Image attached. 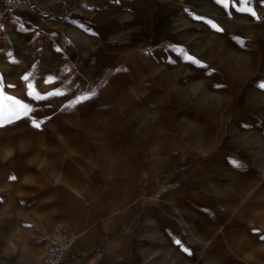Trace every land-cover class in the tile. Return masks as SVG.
Segmentation results:
<instances>
[{"label": "rangeland", "instance_id": "374dc122", "mask_svg": "<svg viewBox=\"0 0 264 264\" xmlns=\"http://www.w3.org/2000/svg\"><path fill=\"white\" fill-rule=\"evenodd\" d=\"M43 1L49 3V7L59 5L64 8L56 17L62 27L63 49L72 47L74 52L71 59L82 62L73 64L74 71L77 73L78 68L90 71L91 73H81L88 77L101 66L106 72L89 77L86 81L79 77L73 81L66 74L70 67L60 63L51 68L47 77L40 76L37 79L38 72L43 70L46 55L44 48L20 47L19 43L11 39V34H7L8 37L0 41V87L10 76L18 74L19 80L28 84V90L36 91L33 95H29V92L24 94L22 91L14 94L3 91L4 96L28 104L33 111L27 118L0 127V264H40L44 247L52 237L55 225H68L67 220L76 214V206H67L63 210L68 216L67 220L44 219L38 210L37 216H34L33 201L40 203L39 195L47 185L57 183L61 177L72 181L80 180L85 183L87 190L95 192L104 184L112 182L107 180V173L115 167L112 162H125L130 150L142 146L146 141L162 147L163 154L154 157L152 161H147V156L139 155L141 163L133 176L135 185L142 187L146 184L147 175L143 170L140 171L146 163L156 170L159 162L174 161L175 165L169 166L175 167L180 178L171 181L169 173L156 176L148 198L138 200L137 216L141 219L147 200L164 186L169 185L167 189L180 186L179 192L173 195L178 206L168 208L170 216L165 221L171 227L173 224L181 226L186 220L199 219V213L194 215L195 204H198L196 201L200 197H209L211 178L208 169L211 163L202 172L204 179L198 176L192 185L190 182L193 179L188 181L192 169L201 158L184 151L183 143L194 145L200 142L196 134L198 130L203 131L201 141H208L209 138L228 141L227 138L238 135L245 141L244 146L254 159L253 164L260 163L264 169V161L256 160L258 152L264 154V142H258V130L264 135V95L258 96L255 90L257 81L264 76V47H245L244 51L261 61V64L248 63L242 60L241 54H237V51L243 49L242 45L231 49L221 39L214 36L211 39L203 38L200 33L187 30L174 19L184 10L187 14L201 16L199 21L211 20L209 23L215 24V30L218 31L225 30L230 26L228 20L233 19L236 33L240 30L241 21L239 11L234 8L231 0H227V7L218 0H213L212 5L206 0H80L82 3L78 6L81 8L72 9V12L67 6L77 0H67V5L53 0ZM170 20H175L172 31L174 37L169 41L174 44L173 51L167 50L163 45L168 39L169 31L163 24H159ZM153 25L159 30L156 34ZM199 31L204 33L203 28H199ZM4 32L6 30L0 31V35L3 36ZM111 43L118 46L132 43L135 48L126 52L115 48ZM156 43V50L149 49L145 52L144 48L141 49L146 44L152 46ZM175 43L179 44L178 48L183 53L177 51ZM84 48L92 49L100 55L87 53ZM37 50L40 51L38 57ZM149 51L151 58L160 53L159 58L154 57L152 60L156 63L139 58L143 52L144 56L149 55ZM176 52L182 58L180 63L174 61ZM184 54L194 57L200 62L199 65L186 60ZM124 58L126 62L121 65V72L129 69L134 72L137 67L149 78L157 74L170 75L168 81L174 83H164L160 87L152 77L143 83L146 85L137 86L138 91L128 96L131 90L129 88L134 85L124 84L130 76L122 75L120 82L124 85L119 86V90L108 87L104 95L94 96L95 88L103 86L112 68L117 65L114 60ZM164 61L169 64L165 66ZM178 72L181 83L177 79ZM24 77L28 79L25 80ZM165 87L171 90L166 95L162 94ZM55 92L61 94L48 95ZM37 94L46 98L37 100L34 98ZM82 96H89L90 99L76 103ZM255 117L262 121L259 129L249 127L242 130L234 126L238 119L242 125L243 120L251 121ZM33 119L42 122L40 128L32 126ZM214 120L221 121L218 123ZM170 122L168 135L161 128ZM179 132L186 134L180 137ZM173 133L178 138L175 141H171ZM133 140L139 141L140 145L138 146V142H131ZM53 154H56L55 158ZM123 174V179H127L128 175ZM116 178L117 176L114 177ZM4 198L6 201H3ZM72 201L75 204L81 203L76 201L75 196ZM36 218L35 226L32 222ZM15 223L18 224L14 227ZM145 230L143 222H140L137 231L145 233ZM186 230L189 229L186 227ZM167 233L169 235L171 232ZM181 238L186 244L187 251L184 253L175 250L176 242H170L169 236L164 241L153 239L150 250L142 256L143 264H209L203 256V250L192 248V233L182 232ZM72 256L70 248L65 261Z\"/></svg>", "mask_w": 264, "mask_h": 264}, {"label": "crops", "instance_id": "0c3cea01", "mask_svg": "<svg viewBox=\"0 0 264 264\" xmlns=\"http://www.w3.org/2000/svg\"><path fill=\"white\" fill-rule=\"evenodd\" d=\"M79 3H82V1L77 0L76 3L67 7L70 8L71 12L72 9L79 10L81 8L78 6ZM231 3L237 10L242 6L239 0H231ZM250 6L256 11V16L253 17L249 13L238 10L241 24L240 30H237L236 33L234 32L233 19L228 20L230 26H227L225 30H216L224 36L218 39L225 42L231 49L242 45V50H236L237 54H241L242 60L248 63L261 64L260 59H257L258 57L248 54L247 51H244V48L264 47V0H252ZM62 9L64 8L59 5L49 7V3H45L43 0H20V5L17 8L6 10L0 1V31L6 30L3 36L0 35V41L6 39L8 37L7 34H11V39L19 43L20 47L37 46V49L44 48L46 55L43 61V70L38 72L37 79L40 76L47 77L51 68L60 63L70 67L66 74L73 81L77 80V77L86 81L89 77L106 72L101 66L98 69L92 68L95 71L88 77L82 76L81 73H91L90 71H84L80 68L77 69V73L74 71L73 64H82V62H74L71 59L74 49L68 47L64 50L61 44L62 27L56 16L60 11L62 12ZM199 17L201 18V16ZM69 18L73 19L70 15ZM152 33L151 29V36ZM104 41L107 42L105 37ZM111 44L115 48L126 52H131L135 48L132 43H123L120 46L114 43ZM176 44V48L179 49V44ZM167 45L173 51L174 44L168 43ZM141 49L145 50V52L149 49L150 51L156 50L157 43L152 46L146 44ZM84 50L87 53L99 54L92 49L84 48ZM38 55H40V51L38 52L37 50V57ZM124 59H116L114 61L117 65L112 68L103 86L95 88L94 96L104 95L108 87H112L113 90H119V86L123 83L129 86L146 85V83H143L152 77L153 81H156L159 86L164 83L171 85L174 83L168 81L169 75L163 74V76H160L157 74L149 78L141 73L137 67L134 72L130 70L121 72V65L126 62V59ZM141 60L153 62V57L151 58L148 55V57ZM153 63L156 62L154 61ZM115 71H117L114 78L116 82L113 85H108L106 82ZM122 75H129L130 77L122 83L120 82ZM18 76V74L10 76L4 82V85L0 87V91L11 92V94L19 90L24 94L32 91L28 90V84L23 80H19ZM177 77L179 80V72ZM180 81L181 79L179 83H181ZM261 84H264V76L256 83L255 90L258 96L264 95V88L260 87ZM129 89H132V87ZM168 90L170 88L165 87V91ZM162 94L165 95V92ZM214 121L219 123L221 120ZM242 123L241 125L238 119L235 121L234 126L237 129L240 127L242 130L249 127H257L259 129L262 121H258V118L255 117V120L253 118L251 121L245 119ZM167 128H169L168 124L161 128L163 133L167 131ZM167 134L169 135L168 131ZM196 134L199 136L200 142H197V145H192V148L204 147L208 152L202 155L190 150H184L201 158L200 162L192 169L188 181L190 182V179H193V182H190V185H192L198 176L204 179L202 172L211 163L208 169L211 182L208 189L209 197H200L196 201L199 205L195 204L194 215L199 213L197 217L199 219L195 221L190 219L192 223L194 222L192 231L186 230V221L181 226L173 224L171 227L165 224L166 219L170 216L168 208L178 206V202L176 203L173 195L179 192L180 186L170 189H167L169 185L168 187L164 186L157 194H153L147 200L145 213L141 219L137 216L136 206H139L138 200L148 198L157 178L156 176L161 177L163 173H169L171 181H176L180 178L175 167L169 166L170 164L175 165L174 161H161L157 164L156 170L149 163H146V166L143 169L141 168L140 171L143 170L146 173L147 182L142 187L138 184L135 185L133 176H135L141 163L138 158L139 155L147 156V161H152L151 159L154 157L163 154L161 153L163 151L162 147H157L149 141L144 142L142 146L136 147L132 151L130 150L125 162L117 163L113 161L112 163L115 167L107 173L109 177L107 180H112V182L104 184L103 187H100L95 192L87 190L85 183L80 180L72 181L61 177L57 183L47 185L45 190L39 195L40 203L37 204V200L33 201L34 216H37L38 210L44 219L52 220L58 218L59 220H67L68 216L63 210L67 206H70V208L77 207L76 214L69 219L70 221L67 220L68 225L61 227L67 233L75 236L71 247L73 256L68 257L66 261L64 260V263L143 264L142 256L148 249L150 250V246L154 242L153 239L164 241L169 236L170 242H176L175 250L178 253L186 252V244L181 238V234L184 232L192 233L194 245L192 248L194 250H203V256L206 255L205 259L208 260L209 264H264V239L261 238L264 236L263 166L260 163L253 164L254 159L247 152L248 149L244 146L245 141H242L238 135L227 138L228 141L225 139L220 141L218 140L219 138L217 140L209 138L208 141H205L207 139L201 141L204 136L203 131L198 130ZM172 138L171 141L178 139L174 133ZM134 141L138 142V146L140 145L139 141L133 140L131 142L134 143ZM258 142H264V135L259 130ZM208 147L210 148L209 150ZM55 155L53 154L54 158ZM260 159L264 161V154L258 152L256 160ZM79 172H81V169H79ZM123 173L128 175L125 180L123 179ZM56 174L53 173V175ZM116 176L117 178L114 179ZM207 179L208 176L205 177V180ZM37 182L36 180V186ZM73 196H75L76 201L81 203L75 204L72 201ZM200 196H203V194ZM3 201H6V198ZM140 222H143V228L146 229L145 233L137 231ZM16 224L18 223L13 224V226ZM32 224L37 225V218L34 219ZM8 225L10 229V224L8 223ZM167 231L171 233L168 235Z\"/></svg>", "mask_w": 264, "mask_h": 264}, {"label": "bare ground", "instance_id": "6f19581e", "mask_svg": "<svg viewBox=\"0 0 264 264\" xmlns=\"http://www.w3.org/2000/svg\"><path fill=\"white\" fill-rule=\"evenodd\" d=\"M205 1V0H204ZM206 1H208L207 3H209L210 5H212V2H213V0H206ZM205 1V2H206ZM177 2V1H176ZM179 2H181V1H179ZM181 4V3H180ZM228 4V3H227ZM157 6V5H156ZM162 5H160V7H161ZM155 7V6H154ZM220 7V6H219ZM222 9H223V7H222ZM77 10V9H76ZM175 11V10H174ZM155 13H157V12H155ZM226 13V12H225ZM156 15V14H155ZM157 15H158V13H157ZM179 15V14H178ZM160 16V15H159ZM165 16V15H164ZM168 17V16H167ZM156 18H158V17H156ZM155 18V19H156ZM161 18V17H160ZM165 18V17H164ZM176 21H178V23H180V24H182L184 27H186L187 28V30H189V31H191V32H193V33H200L199 35L200 36H202L203 35V38H205V37H209V39H211V38H213V36L214 37H216L217 39L218 38H223L224 36H222L223 34L222 33H218L217 32V30H215V28L214 27H212V24H210L209 23V21H207V20H205V19H202V20H198L197 19V17L196 16H194V15H190V14H187V13H185V11L183 10V12H181V14L179 15V16H175V18H174ZM158 20V19H157ZM156 20V21H157ZM175 20H170V21H167V22H163V23H160L159 22V24H163V26H165L167 29L166 30H168L169 32H167V33H169L168 35H167V40H165L164 41V43L165 44H163L164 46H165V48L168 50H170V51H172L169 47H168V43H170L169 41L174 37V35H173V33H172V31H173V29H174V27H175ZM156 25H153V28H154V32H155V34H156V32L157 31H159V30H157L156 28ZM199 28H203V30H204V33H202L201 31H199ZM153 30V29H152ZM161 32H163V31H161ZM99 33V32H98ZM103 33V32H102ZM202 33V34H201ZM154 36V35H153ZM155 38V37H154ZM199 38H201V37H199ZM100 39V38H99ZM95 41V40H94ZM98 43V45H99V42H97ZM94 44V43H93ZM86 45V44H85ZM158 45V44H157ZM93 46V45H92ZM110 46H112V45H110ZM89 47V46H88ZM99 47V46H98ZM113 47V46H112ZM93 48H95V47H93ZM96 48H97V46H96ZM115 49V48H114ZM97 50V49H96ZM100 50V49H99ZM99 52V51H98ZM165 52V51H164ZM148 54L150 53V51L149 52H147ZM114 54V53H113ZM121 54V53H120ZM158 53H156L155 54V58H159V56H160V53H159V55H157ZM171 54H173L172 52H171ZM104 55V54H103ZM121 56V55H120ZM149 56H151L150 54H149ZM109 57H112V56H109ZM126 57V56H125ZM145 57H148V55L146 54V56H142V57H140L141 59L142 58H145ZM153 57V58H154ZM113 58V57H112ZM119 58V57H118ZM165 58V57H164ZM163 59V58H162ZM179 59V60H178ZM182 58L180 57V54L179 53H175L174 54V61H177V63L179 62H181L182 60H181ZM115 61V60H114ZM130 61V60H129ZM158 61H159V59H158ZM164 64H165V66H167L168 64H169V62L168 61H164L163 62ZM159 65V64H158ZM160 65H162V64H160ZM159 65V66H160ZM179 65V64H178ZM163 66V65H162ZM134 67H136V66H134ZM130 70V69H129ZM131 70H132V68H131ZM133 70H135V69H133ZM115 73L116 72H113L112 73V75H110V77H109V79H108V81L106 82L108 85H113L116 81H115ZM170 76V75H169ZM175 79V78H174ZM171 81V80H170ZM178 81V80H177ZM107 85V86H108ZM22 88V87H21ZM20 91V90H19ZM136 91H138V89H137V86L135 85V86H133L132 87V89L131 90H129V92H128V96H132V94H134ZM170 91L171 90H168V91H165V95L167 94V93H170ZM6 94V93H5ZM169 97V96H168ZM22 98H24V97H22ZM168 125H171V122L168 124ZM179 134H180V137L182 136V135H185L186 133H184V132H179ZM189 137H190V135H189ZM197 142V141H196ZM193 144V143H192ZM196 144V143H195ZM197 145V144H196ZM183 149L184 150H190V151H193L194 153H197V154H202V155H204L206 152H208L207 150H205L204 149V147H199L198 146V148H192V145L191 144H185V143H183ZM210 148L208 147V150H209ZM205 150V151H204ZM76 152V151H75ZM208 156V155H207ZM205 157V156H204ZM211 158V157H210ZM205 160H206V158H205ZM199 172V171H198ZM246 192V191H245ZM194 223V222H193ZM193 223L191 222V220H186V227H187V229H189V230H193ZM73 237H74V235H72ZM177 236V235H176ZM50 240V239H49ZM48 240V241H49ZM47 241V242H48ZM208 243V242H207ZM206 243V244H207ZM207 246V245H206ZM206 256V255H205Z\"/></svg>", "mask_w": 264, "mask_h": 264}, {"label": "snow or ice", "instance_id": "6c2138e0", "mask_svg": "<svg viewBox=\"0 0 264 264\" xmlns=\"http://www.w3.org/2000/svg\"><path fill=\"white\" fill-rule=\"evenodd\" d=\"M218 2L223 4L225 7L228 6L227 0H218ZM239 2L242 5L238 9L239 11L249 13L253 17L256 16V11L253 9V7L250 6L252 0H239ZM197 19H200V17H197ZM212 27L215 28L217 26L215 24H212ZM177 51L183 53L182 49H178ZM184 58L197 65H199L200 63L194 57L189 56L187 54H184ZM24 79L27 80L28 77H24ZM260 87L264 88V84H261ZM29 88L31 89L32 86L29 85ZM33 94H34V90L29 92V95H33ZM60 94L61 93L59 92H55V93H49L48 95H60ZM93 95H95V93H93ZM34 98L37 100H42V99H45L46 97L37 94L34 96ZM88 99H90L89 96H82L78 98L76 103H79L81 101H86ZM32 111L33 109L28 104L22 103L20 100H17L10 96L6 97L3 95V92L0 91V127L13 124L22 118H27L30 116V113H32ZM41 123H42L41 121H37L35 119L31 121L32 126L35 128H40ZM237 166L239 165L237 164ZM261 238L264 239V236H262ZM185 251H187V249H185Z\"/></svg>", "mask_w": 264, "mask_h": 264}, {"label": "built area", "instance_id": "2783aa9c", "mask_svg": "<svg viewBox=\"0 0 264 264\" xmlns=\"http://www.w3.org/2000/svg\"><path fill=\"white\" fill-rule=\"evenodd\" d=\"M6 10H13L20 5V0H0ZM56 3L67 5V0H53ZM74 237L64 231L58 224L55 225L52 237L46 243L40 264H64Z\"/></svg>", "mask_w": 264, "mask_h": 264}]
</instances>
